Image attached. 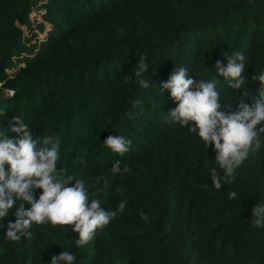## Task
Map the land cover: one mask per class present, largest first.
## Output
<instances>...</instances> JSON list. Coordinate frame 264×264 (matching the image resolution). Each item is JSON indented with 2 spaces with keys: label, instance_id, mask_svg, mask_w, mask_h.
<instances>
[{
  "label": "trees",
  "instance_id": "16d2710c",
  "mask_svg": "<svg viewBox=\"0 0 264 264\" xmlns=\"http://www.w3.org/2000/svg\"><path fill=\"white\" fill-rule=\"evenodd\" d=\"M237 51L248 63L238 90L216 72ZM142 56L148 89L133 75ZM179 67L197 81L216 78L225 111L240 99L252 105L264 72V0H0V92H14L0 98V132L15 138L16 120L35 139L52 136L65 176L84 180L105 211L125 204L82 248L72 225H34L18 242L0 229V264H50L63 250L74 264H264V229L250 222L264 201V134L232 183L214 189L211 146L165 120L176 103L162 84ZM115 134L132 141L123 156L103 145ZM117 159L129 172L109 171Z\"/></svg>",
  "mask_w": 264,
  "mask_h": 264
},
{
  "label": "clouds",
  "instance_id": "9594fccd",
  "mask_svg": "<svg viewBox=\"0 0 264 264\" xmlns=\"http://www.w3.org/2000/svg\"><path fill=\"white\" fill-rule=\"evenodd\" d=\"M247 67L246 56L237 51L228 56L226 66L217 62L216 72L225 78L231 89L238 90L245 85ZM146 72L148 61L146 56H142L133 75L144 89L151 86L149 77L144 78ZM188 72L187 68L179 67L162 84V88L170 92L171 101L176 103V107L165 115V120L187 128L207 150L211 146L215 159L212 160L214 167H209L208 173L212 187L220 190L232 183L236 170L248 159L250 151H256L261 146V134H264V72L254 77L260 81L255 102L249 105L240 99L235 111H225L220 102L216 78L197 81L189 77ZM227 108L230 109L231 105ZM10 129L11 133L17 134L15 138L0 132V229L6 230L3 235L6 240L18 242L22 237H30V229L34 225H72L71 230L78 233L75 246L82 248L124 209L125 204L119 202L114 210L105 211L101 200L89 194L84 180L65 176L64 169L57 168L59 152L52 136L35 139L28 126L16 120ZM131 143L125 136L115 134L108 136L103 145L111 153L123 156L130 150ZM109 171L122 174L129 172V168H122L121 161L117 159ZM101 179L97 177V182ZM71 181H75L74 184L70 185ZM37 189L42 190L38 198L34 195ZM227 195L230 200L240 198L236 191H229ZM14 206L15 220L5 223ZM251 212L252 227L264 229V201L257 202ZM143 219L147 220L146 214ZM75 261L76 255L72 251L50 254V264H74Z\"/></svg>",
  "mask_w": 264,
  "mask_h": 264
},
{
  "label": "rangeland",
  "instance_id": "374dc122",
  "mask_svg": "<svg viewBox=\"0 0 264 264\" xmlns=\"http://www.w3.org/2000/svg\"><path fill=\"white\" fill-rule=\"evenodd\" d=\"M32 17L33 18H37V19H41V15H40V13H33L32 14ZM40 37H42V38H44V37H46L47 36V32H44V33H42V34H40L39 35ZM8 92V91H7ZM8 95H9V92H8Z\"/></svg>",
  "mask_w": 264,
  "mask_h": 264
},
{
  "label": "water",
  "instance_id": "95a60500",
  "mask_svg": "<svg viewBox=\"0 0 264 264\" xmlns=\"http://www.w3.org/2000/svg\"><path fill=\"white\" fill-rule=\"evenodd\" d=\"M8 96V92L5 90V91H2L0 92V98H5Z\"/></svg>",
  "mask_w": 264,
  "mask_h": 264
},
{
  "label": "built area",
  "instance_id": "2783aa9c",
  "mask_svg": "<svg viewBox=\"0 0 264 264\" xmlns=\"http://www.w3.org/2000/svg\"><path fill=\"white\" fill-rule=\"evenodd\" d=\"M8 92H9V95H10V96H12V95H13V93H14V92H13V91H11V90H10V91H8Z\"/></svg>",
  "mask_w": 264,
  "mask_h": 264
}]
</instances>
